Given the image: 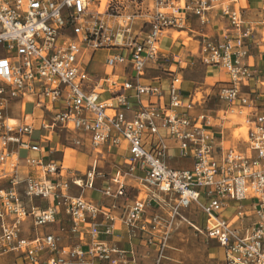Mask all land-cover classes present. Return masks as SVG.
<instances>
[{"label":"built area","instance_id":"built-area-1","mask_svg":"<svg viewBox=\"0 0 264 264\" xmlns=\"http://www.w3.org/2000/svg\"><path fill=\"white\" fill-rule=\"evenodd\" d=\"M211 11L228 22L222 37L203 34L200 40L201 61L223 74L207 94L228 106L216 119L204 111L194 115L205 97L183 88L180 71L168 64L182 59L161 48L168 30L187 29L192 17L206 25ZM253 31L239 0H0V256L15 254L23 264H141L137 248L100 239L102 232L113 233L116 217L82 192L71 193L72 185L93 188L105 176L97 163L80 175L48 156H27V171H20L18 149L42 151L63 128L89 133L94 148L124 145L127 170L111 177L105 196H128L134 187L127 177L174 195L168 217L153 215L149 226L143 220L149 197L138 195L123 217L133 231L147 232L153 264L161 263L178 219L215 240L225 264H264V91L244 60ZM100 49L112 51L104 60L111 71L99 75L89 67ZM83 51L85 61L79 59ZM150 70L167 74L149 80ZM16 98L32 103L38 116L11 123L7 111ZM233 107L249 109L245 134L242 126L226 133ZM37 129L41 141L33 142ZM171 149L191 157V167L171 165ZM193 207L202 216L199 225L184 214ZM60 214L81 240L89 235L86 244L62 247L60 235L43 230ZM28 219L34 236L24 235Z\"/></svg>","mask_w":264,"mask_h":264},{"label":"crops","instance_id":"crops-1","mask_svg":"<svg viewBox=\"0 0 264 264\" xmlns=\"http://www.w3.org/2000/svg\"><path fill=\"white\" fill-rule=\"evenodd\" d=\"M238 6V5H236ZM239 6L243 12V16L247 25H250L253 28L252 36L248 39L249 55L244 59L245 62L250 64L258 74V79L255 80V85L260 91H264V51L261 50L262 39L258 33V30L261 28V25L264 23V0H239ZM210 21L206 25H201L199 20L196 17H192L188 24V28L184 30H168L163 40L161 41V48L164 52H171L178 55L180 58L183 56L189 57L188 60L193 64L196 61H200V40L203 34L209 35L213 38L222 37L224 32L228 29V22L225 17L218 11L209 12ZM178 33V36L175 37L174 34ZM112 50L109 49H100L96 52L89 68H92L93 74H105L109 73L111 69L107 67L104 63L106 56ZM182 59V58H181ZM180 68H182L180 66ZM207 71L211 72V77L214 80L223 79V74L218 72L214 67H208ZM91 70V69H90ZM150 70L147 74L149 80L153 79L155 76L151 74ZM208 75L205 77V83L211 86L210 82H207ZM182 86L185 90L189 92H195L198 97V94H202L205 97L204 103L196 107L193 111L194 115H198L200 112L206 110L204 109V104L207 101V94L204 90H200L198 87H189L188 81L183 78L182 75ZM213 80V81H214ZM148 80H144L147 82ZM213 93V92H211ZM14 103L20 105L22 113L11 116L8 115L10 119L17 120L19 122L29 121L31 116H38V111L34 109L33 104L30 102H25L24 99L16 98L11 100ZM30 108V109H29ZM228 106L226 107V109ZM234 108V107H233ZM238 109H246L236 107ZM251 110V109H250ZM242 111V110H241ZM207 113V112H206ZM229 114V113H228ZM245 116V115H244ZM28 117V118H27ZM228 122L230 118L228 117ZM246 120V117H245ZM41 122L40 118H35V124L39 128ZM226 130L227 135L230 134L236 127L227 126ZM233 128V129H232ZM38 133L37 136H34L35 133ZM33 142L41 141V131L37 129L31 136ZM82 139V143L75 145L73 141L75 139ZM170 146H174L172 141H168ZM45 144V143H44ZM124 146V145H123ZM121 147H110V146H101L94 148L90 143V134L87 132L72 131L66 130L63 128H57V132L52 136V141L49 144L43 146L42 151H32L24 147L19 148L20 156V171L25 173L27 168L24 167V158L27 156L33 158H40L42 156L46 157L47 160L55 159L59 163L64 164L66 167L71 168L75 173L82 175L94 163H97L98 168L105 173V176L97 177L93 188H85L82 190L77 185H72L71 193L78 195L82 192L83 196L88 200H93L103 205L105 210L110 211L115 217L114 222L115 227L112 234L107 235L104 232L101 233L100 239L106 240L109 243L116 244L120 248L131 250V248H137L139 261L141 264H151L152 262V252H154V246L148 247L146 244L147 232H141L140 230L133 231L124 223L123 217L128 210V208L133 203L134 199L139 195L144 193V197H149L151 199V205L147 208L146 214L143 216L144 221L147 225H151L153 215H161L164 218L168 217L170 205L174 201V195H167L164 193H159L152 191V189H147L139 183V178H130L127 177L126 182L130 186L134 187L132 192L126 197H119L117 199H112L103 194L102 189L108 186L111 183V177L117 174L118 172H125L127 170L126 164V151ZM11 148H16L15 145H11ZM171 154L176 155L175 157H169L167 161L175 167H191L193 164V159L191 157H182L179 155L176 149L170 150ZM34 174H38L36 170L31 169ZM70 172L69 175L73 174ZM139 177L144 174L139 171ZM137 174V175H138ZM153 192L156 198L152 199ZM153 200V201H152ZM116 206L113 207L112 205ZM225 214L230 215L231 211L228 210ZM201 216V215H200ZM202 217V216H201ZM59 221L51 226L46 227L45 231L53 232L61 236L60 245L62 247L71 246L74 243L86 244L89 238L88 234H84V240H81L80 237L76 234H73L70 231V223L67 220V217L64 214L58 216ZM98 222L102 224L101 228L104 229V219L100 215L98 217ZM188 222V221H187ZM195 224H200L196 219ZM31 219H28L24 223V235L34 236V232L30 230ZM62 227L64 230L61 231ZM42 231V230H41ZM39 231V232H41ZM152 249V250H151ZM223 249V248H222ZM224 251V249H223ZM225 257V255H224Z\"/></svg>","mask_w":264,"mask_h":264},{"label":"rangeland","instance_id":"rangeland-1","mask_svg":"<svg viewBox=\"0 0 264 264\" xmlns=\"http://www.w3.org/2000/svg\"><path fill=\"white\" fill-rule=\"evenodd\" d=\"M258 33L262 39L261 50L264 51V23L261 25V28L258 30ZM175 37L178 34H174ZM182 63L179 61L171 62L168 61V64L171 65L172 70H179L180 75H183V78L188 81V86L191 88L198 87L200 90H204L207 93L213 92L212 87L205 83V77L207 82L212 83L214 78L211 77V72H208L207 66L200 60L196 61L193 64H189V57L182 56ZM80 60L85 61L84 51L79 56ZM180 66L182 68H180ZM94 69V67H92ZM92 68L91 71H92ZM182 71V72H181ZM152 76L157 74H162L166 76L167 72L152 70ZM202 94H198V97H201ZM226 103L218 100L214 96L208 97L206 103L204 104V109L215 119L217 115H222L223 109H226ZM30 109V108H29ZM243 111V113L241 112ZM249 109H238L233 108L232 112L228 114V118L225 120V125L237 127L242 126L240 129L243 133L247 130V125L245 123V113ZM22 113L21 107L19 104L12 101L9 102V107L7 114L15 116ZM12 123V121H10ZM219 122V121H217ZM232 128V129H233ZM239 131V129L237 130ZM36 132L34 136H37ZM143 193L141 197H144ZM233 205V204H232ZM185 216L194 223L197 219L198 222H201L202 217L200 216L199 211L196 208H191L184 212ZM199 225V224H198ZM154 252H152V264L155 261L156 252L154 246ZM0 264H23L20 259L15 254H7L0 256ZM160 264H225V257L223 249L218 245L215 240L208 239L205 234L195 230V228L188 223L187 221L178 219L174 222L168 241L167 246L164 251V257Z\"/></svg>","mask_w":264,"mask_h":264},{"label":"bare ground","instance_id":"bare-ground-1","mask_svg":"<svg viewBox=\"0 0 264 264\" xmlns=\"http://www.w3.org/2000/svg\"><path fill=\"white\" fill-rule=\"evenodd\" d=\"M104 2H105V0H103V4H104ZM175 34H176V33H175ZM177 34H178V33H177ZM10 121H12V122H13V121H14V119H11ZM244 134H245V133H244Z\"/></svg>","mask_w":264,"mask_h":264}]
</instances>
